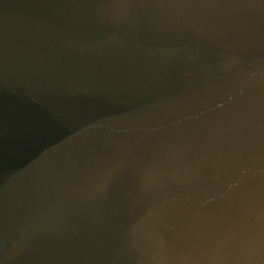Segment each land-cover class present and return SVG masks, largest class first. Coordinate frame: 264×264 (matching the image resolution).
Masks as SVG:
<instances>
[{
	"label": "water",
	"instance_id": "obj_1",
	"mask_svg": "<svg viewBox=\"0 0 264 264\" xmlns=\"http://www.w3.org/2000/svg\"><path fill=\"white\" fill-rule=\"evenodd\" d=\"M0 264H264V0H0Z\"/></svg>",
	"mask_w": 264,
	"mask_h": 264
}]
</instances>
